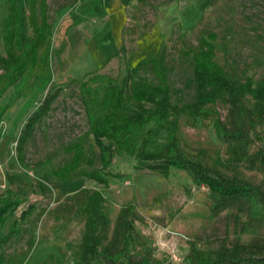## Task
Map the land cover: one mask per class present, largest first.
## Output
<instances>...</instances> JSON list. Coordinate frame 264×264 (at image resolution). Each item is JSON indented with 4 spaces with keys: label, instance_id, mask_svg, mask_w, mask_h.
I'll return each mask as SVG.
<instances>
[{
    "label": "rangeland",
    "instance_id": "374dc122",
    "mask_svg": "<svg viewBox=\"0 0 264 264\" xmlns=\"http://www.w3.org/2000/svg\"><path fill=\"white\" fill-rule=\"evenodd\" d=\"M48 0L49 19L53 23L52 79L45 88L37 72L8 87L0 96V196L11 190V197L22 200L10 214L0 236L14 222L20 233L0 248V264H79L84 215L79 200L72 194L82 188L102 184L88 173L97 170L109 180L106 209L115 221L120 206L130 200L136 203L143 221L135 227L139 237L132 251L141 264H189L190 243L201 248H215L230 243L238 236L245 242L264 237V224L242 231L250 211L264 218V201L252 204L229 203L216 208L218 196L207 186L196 182L189 171L171 167L163 175L137 167V151L149 128L150 148L167 141V131L156 121L139 123L121 141V148L105 139L104 157L90 131L94 103L86 97L73 78H82L91 71H100L121 79L127 70L148 54L167 47L172 80L185 86L192 74L193 61L186 50L199 44L203 34L218 33L216 57L226 69L235 67L240 77H264V0ZM4 0H0V52H5L2 20ZM1 72V70H0ZM61 87L49 115L38 125L26 145L29 165L20 164L17 140L28 115L50 89ZM186 88L183 98H189ZM4 108V109H3ZM220 116L228 121V105L221 101L212 105V114L190 124L187 115L179 116L177 136L188 150L204 147L207 156L199 160L217 164L225 174L261 184L264 170L243 162L235 171L226 167L230 146L215 125ZM250 152L264 150V124L252 133ZM82 137L85 160L78 174L67 180L56 179L53 167L70 156L65 147ZM218 159V160H217ZM217 160V162H216ZM109 161V166H106ZM34 205L33 212L21 217L24 209ZM94 264H104L97 258Z\"/></svg>",
    "mask_w": 264,
    "mask_h": 264
},
{
    "label": "trees",
    "instance_id": "16d2710c",
    "mask_svg": "<svg viewBox=\"0 0 264 264\" xmlns=\"http://www.w3.org/2000/svg\"><path fill=\"white\" fill-rule=\"evenodd\" d=\"M102 1L109 4L111 0ZM130 1L122 0L124 4ZM211 2L205 0L202 8L206 9ZM4 7L5 52H0V96L8 87L34 72L45 88L52 79L53 23L49 19L48 0H4ZM217 38V32H206L197 46L186 50L193 61V69L183 87L172 80L173 67L166 46L158 53L140 59L121 79L91 71L72 80L94 103L90 131L102 158L107 148L105 139L126 148L121 140L129 137L135 125L156 121L161 129L167 131V141L157 148H150L153 128H149L135 151L137 167L166 176L171 167L185 169L196 182L207 186L218 196L215 207L219 208L235 202L241 205L252 204L257 199L264 201V187L238 175L229 176L217 164L200 161L199 157L208 155L207 148L185 149L177 136L179 116L187 115L190 124L195 126L200 118H208L212 114L213 104L221 101L228 105V121H223L220 116L215 118V125L230 146L226 167L235 171L248 160L252 165L259 161L258 166L264 170V150L259 149L253 155L250 152L252 133L264 124V77L257 80L250 76L240 77L234 66L226 69L216 57ZM186 88L192 90L188 99L183 98ZM61 91V87L50 89L28 115L17 140V156L22 166L29 165L27 143L53 109ZM65 151L70 154L69 158L51 169L52 175L59 180L77 176L86 154L83 138L70 142ZM109 164L106 161L105 165ZM88 175L102 186L85 187L72 194L79 200L84 215L79 264H94L97 258H101L104 264H141L143 257H136L132 251V243L139 237L135 222L143 221L136 203L130 200L122 204L112 226L106 209L108 197L105 191L109 180L97 170ZM11 193L8 189L6 195L0 196V226L22 202L18 197H11ZM33 208L34 205H29L21 217L26 218ZM263 224L264 218L256 217L250 211L242 231L247 226ZM19 233L17 222H14L8 232L0 236V248L17 238ZM187 257L189 264H264V237L245 242L238 236L236 240L223 242L215 248H201L192 241ZM42 264L57 263L52 260Z\"/></svg>",
    "mask_w": 264,
    "mask_h": 264
}]
</instances>
